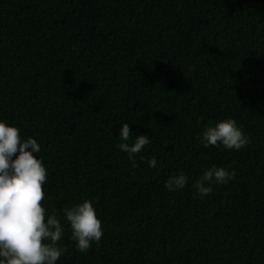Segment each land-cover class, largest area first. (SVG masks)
<instances>
[{"label": "trees", "instance_id": "1", "mask_svg": "<svg viewBox=\"0 0 264 264\" xmlns=\"http://www.w3.org/2000/svg\"><path fill=\"white\" fill-rule=\"evenodd\" d=\"M227 118L248 145L198 143ZM0 119L41 145L42 206L102 222L84 253L66 228L58 264H264V0H0ZM127 122L151 141L135 166ZM213 165L235 178L200 199Z\"/></svg>", "mask_w": 264, "mask_h": 264}, {"label": "clouds", "instance_id": "2", "mask_svg": "<svg viewBox=\"0 0 264 264\" xmlns=\"http://www.w3.org/2000/svg\"><path fill=\"white\" fill-rule=\"evenodd\" d=\"M130 129L128 122L120 126L117 148L126 153L136 165L145 146L151 143L148 135ZM197 141L204 148L223 146L227 150L240 151L250 143L237 121L222 119L214 125H206ZM41 145L37 139H23L20 129L0 119V264H58L67 251L59 241L66 228L79 252H87L93 244H99L104 231L92 201L83 200L62 209V216L42 206L45 200L47 168L38 155ZM150 168L157 166L156 158L147 161ZM235 172L216 165L207 168L193 182L196 196L203 199L213 191V184H228ZM190 177L176 172L167 177L164 188L169 192L183 190Z\"/></svg>", "mask_w": 264, "mask_h": 264}]
</instances>
